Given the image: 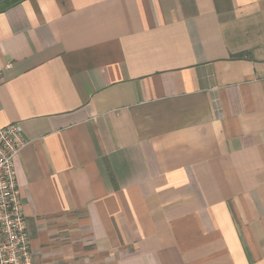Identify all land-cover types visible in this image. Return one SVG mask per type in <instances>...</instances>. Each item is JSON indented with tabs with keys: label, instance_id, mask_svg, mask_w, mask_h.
Here are the masks:
<instances>
[{
	"label": "crops",
	"instance_id": "1",
	"mask_svg": "<svg viewBox=\"0 0 264 264\" xmlns=\"http://www.w3.org/2000/svg\"><path fill=\"white\" fill-rule=\"evenodd\" d=\"M33 264H264V0H0V128Z\"/></svg>",
	"mask_w": 264,
	"mask_h": 264
},
{
	"label": "built area",
	"instance_id": "2",
	"mask_svg": "<svg viewBox=\"0 0 264 264\" xmlns=\"http://www.w3.org/2000/svg\"><path fill=\"white\" fill-rule=\"evenodd\" d=\"M26 145L18 124L0 128V264H33L14 166Z\"/></svg>",
	"mask_w": 264,
	"mask_h": 264
}]
</instances>
